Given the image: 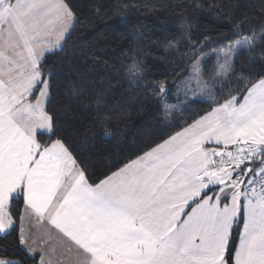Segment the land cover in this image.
I'll return each mask as SVG.
<instances>
[{
    "label": "snow or ice",
    "instance_id": "obj_1",
    "mask_svg": "<svg viewBox=\"0 0 264 264\" xmlns=\"http://www.w3.org/2000/svg\"><path fill=\"white\" fill-rule=\"evenodd\" d=\"M246 20L211 53L208 37L186 51L169 43L185 100L206 97L209 109L173 125L166 106L171 131L96 176L47 108L46 53L62 50L74 8L0 0V234L18 228L39 264H264V74L246 75L239 59L264 28L245 33ZM142 67L133 60L127 75L142 79ZM152 87L167 94L164 82ZM33 219L48 226L42 236ZM0 264L23 261L0 246Z\"/></svg>",
    "mask_w": 264,
    "mask_h": 264
},
{
    "label": "trees",
    "instance_id": "obj_2",
    "mask_svg": "<svg viewBox=\"0 0 264 264\" xmlns=\"http://www.w3.org/2000/svg\"><path fill=\"white\" fill-rule=\"evenodd\" d=\"M76 21L62 41V50L46 54L45 71L53 73L47 108L57 118L68 142L99 176L117 158L132 155L171 131L164 108L175 106V125L209 109L207 99L191 103L175 97V74L183 63L169 43L186 51L189 41L212 40L211 53L233 36V21L247 18L244 32L264 28V0H68ZM167 49V51H166ZM245 74H264V42L240 58ZM142 64L143 78L127 75L130 63ZM164 82L160 100L153 84ZM22 203L12 206L18 218ZM17 231L0 234V246L23 264H38L18 245Z\"/></svg>",
    "mask_w": 264,
    "mask_h": 264
},
{
    "label": "crops",
    "instance_id": "obj_3",
    "mask_svg": "<svg viewBox=\"0 0 264 264\" xmlns=\"http://www.w3.org/2000/svg\"><path fill=\"white\" fill-rule=\"evenodd\" d=\"M56 50H58V49H54L53 52L56 51ZM46 54H48V53H46ZM22 211H23V204H22L20 212H22ZM24 226H25L26 229L29 227V224H28L27 221L25 222ZM31 227L33 229V234L36 235L37 237L42 236L43 234H45L48 231V226L46 224H44V223H36L34 219L32 221ZM53 236L55 237V233H53ZM53 243L54 244L56 243L55 239L53 240ZM20 247L23 249L22 246H20ZM59 251L60 250L58 249V252ZM35 257L37 259V263L39 264V259H40L39 251L37 252Z\"/></svg>",
    "mask_w": 264,
    "mask_h": 264
},
{
    "label": "rangeland",
    "instance_id": "obj_4",
    "mask_svg": "<svg viewBox=\"0 0 264 264\" xmlns=\"http://www.w3.org/2000/svg\"><path fill=\"white\" fill-rule=\"evenodd\" d=\"M57 49H58V48H57ZM208 66H209V67L212 66V62H211V61L209 62ZM175 88H176V92H175V94H174L175 97H178V96H183V97H185L184 94H183V86L180 85L179 81L176 82V84H175ZM189 99H191V93H189ZM205 99H207V98H206V97H201V100H205ZM174 109H175V107H174Z\"/></svg>",
    "mask_w": 264,
    "mask_h": 264
},
{
    "label": "water",
    "instance_id": "obj_5",
    "mask_svg": "<svg viewBox=\"0 0 264 264\" xmlns=\"http://www.w3.org/2000/svg\"><path fill=\"white\" fill-rule=\"evenodd\" d=\"M162 95H163L162 93H159V95L157 96V99L156 100L157 101L160 100V98L162 97Z\"/></svg>",
    "mask_w": 264,
    "mask_h": 264
}]
</instances>
